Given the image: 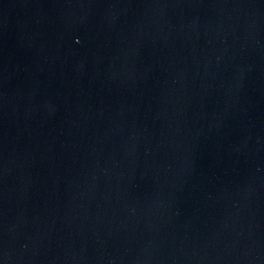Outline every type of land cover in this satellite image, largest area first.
<instances>
[{"label": "water", "instance_id": "water-1", "mask_svg": "<svg viewBox=\"0 0 264 264\" xmlns=\"http://www.w3.org/2000/svg\"><path fill=\"white\" fill-rule=\"evenodd\" d=\"M0 264H264V0H0Z\"/></svg>", "mask_w": 264, "mask_h": 264}]
</instances>
